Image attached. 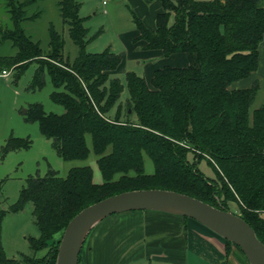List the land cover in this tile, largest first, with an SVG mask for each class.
Returning a JSON list of instances; mask_svg holds the SVG:
<instances>
[{"label":"trees","instance_id":"trees-1","mask_svg":"<svg viewBox=\"0 0 264 264\" xmlns=\"http://www.w3.org/2000/svg\"><path fill=\"white\" fill-rule=\"evenodd\" d=\"M36 1L4 0L11 26L0 24L1 40H10L17 52L0 55V73L10 68L21 73L39 61L32 87L43 85L47 71L54 85L50 96L65 111L47 112L35 102L26 119L38 121L64 159H86L93 152L102 181H94L90 164L74 166L66 175L51 170L30 176L10 210L32 202L40 234L28 237L33 253L8 257L2 242L6 210L0 208V264H52L75 214L107 196L140 188L171 189L224 209L235 202L240 211L235 213L264 243V100L252 110L258 84L234 86L259 67L264 0H159L164 10L153 29L134 16L146 47L165 55L190 52L196 60L185 67L164 65L154 72L151 85L136 71H126L129 94L124 101V83L116 71L121 57L110 46L87 50L102 29L90 35L81 2L59 0L62 21L78 47L70 61L64 56L63 34L53 25L46 49L23 26L41 14L28 12ZM27 145L13 138L5 149ZM147 157L152 172L145 171ZM201 158L216 177L200 170Z\"/></svg>","mask_w":264,"mask_h":264},{"label":"rangeland","instance_id":"rangeland-1","mask_svg":"<svg viewBox=\"0 0 264 264\" xmlns=\"http://www.w3.org/2000/svg\"><path fill=\"white\" fill-rule=\"evenodd\" d=\"M79 1L82 7L81 15L89 16L85 23L90 28V35L102 29L87 44L88 51H102L108 46H115L118 29L125 27L128 23H133L130 21L134 15L131 12L132 8L121 4L120 0H113L108 5L102 4V0ZM114 1L119 2L120 5L117 3L115 6ZM37 10L41 11L38 17L23 22L27 33L46 49L50 37L49 27L53 25L63 34L65 58L73 61L78 53V47L69 34L68 25L62 21L59 0H37L28 7L30 14ZM172 21L173 17H171ZM0 24L11 26L10 14L4 0H0ZM16 52L17 49L13 43L10 40H1L0 34V55H14ZM39 66V61L33 60L21 73H18V69L10 68L7 70L11 71V74L7 78L0 74V208L6 210L3 218L2 242L8 257H16L23 252L33 253L28 237L40 234L35 222L32 202H28L19 211L10 210L11 205L18 200L21 188L27 184L30 176H43L51 170L57 171L60 175H66L68 170L74 166L90 164L94 181H102V174L93 152L86 159H64L58 154L53 140L42 134L38 121L26 119L27 108L35 102L41 103L47 112L63 113L65 111L64 106L52 100L50 96L54 85L47 71L43 85L32 87L34 75ZM260 66L264 67L263 57L257 70L249 77L236 82L237 87L258 84V91L251 105L252 110L259 107L264 100V77L261 75ZM119 77L124 83L120 100L124 101L129 94L125 73H119ZM13 138L29 141V145L18 148L8 147L6 150L5 145L13 141ZM88 143L92 146L89 135ZM198 166L206 176L216 177L215 170L207 159L201 158ZM153 170L152 161L148 157L145 158V171L152 172ZM229 209L233 212H240L235 202H229ZM52 264L55 262L52 261Z\"/></svg>","mask_w":264,"mask_h":264},{"label":"crops","instance_id":"crops-1","mask_svg":"<svg viewBox=\"0 0 264 264\" xmlns=\"http://www.w3.org/2000/svg\"><path fill=\"white\" fill-rule=\"evenodd\" d=\"M104 1L102 0L104 5L113 2ZM120 2L130 6L134 15L130 20L133 23L118 29L116 45H111L121 57L117 72L124 74L128 70H134L151 85L154 72L164 65L185 67L195 62V54L174 52L165 55L162 49L148 48L147 41L138 38L140 30L134 16L148 28H155L157 15L164 10L159 0ZM117 3L120 5L115 2V6ZM262 57L264 60V39L260 44L259 60ZM260 71L264 77V67ZM80 264L250 263L236 246H228L223 237L191 217L165 211L136 209L118 212L100 221L84 243Z\"/></svg>","mask_w":264,"mask_h":264},{"label":"water","instance_id":"water-1","mask_svg":"<svg viewBox=\"0 0 264 264\" xmlns=\"http://www.w3.org/2000/svg\"><path fill=\"white\" fill-rule=\"evenodd\" d=\"M136 209L191 217L238 245L250 264H264V243L242 216L192 195L165 188L125 190L81 209L63 230L55 264H79L83 245L100 221L112 214Z\"/></svg>","mask_w":264,"mask_h":264},{"label":"built area","instance_id":"built-area-1","mask_svg":"<svg viewBox=\"0 0 264 264\" xmlns=\"http://www.w3.org/2000/svg\"><path fill=\"white\" fill-rule=\"evenodd\" d=\"M107 0H105L104 2H106ZM9 74H11V71H8V70H3L2 71V73H1V75H3V76H8Z\"/></svg>","mask_w":264,"mask_h":264}]
</instances>
